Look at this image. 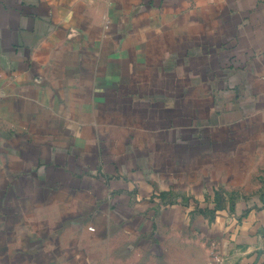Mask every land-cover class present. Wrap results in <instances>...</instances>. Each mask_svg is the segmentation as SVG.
Wrapping results in <instances>:
<instances>
[{
    "label": "crops",
    "instance_id": "1",
    "mask_svg": "<svg viewBox=\"0 0 264 264\" xmlns=\"http://www.w3.org/2000/svg\"><path fill=\"white\" fill-rule=\"evenodd\" d=\"M264 264V0H0V264Z\"/></svg>",
    "mask_w": 264,
    "mask_h": 264
},
{
    "label": "built area",
    "instance_id": "2",
    "mask_svg": "<svg viewBox=\"0 0 264 264\" xmlns=\"http://www.w3.org/2000/svg\"><path fill=\"white\" fill-rule=\"evenodd\" d=\"M210 264H226V262H225L224 258L220 254L216 253L213 256V260H212V262Z\"/></svg>",
    "mask_w": 264,
    "mask_h": 264
}]
</instances>
